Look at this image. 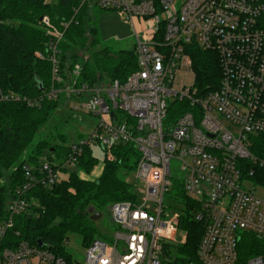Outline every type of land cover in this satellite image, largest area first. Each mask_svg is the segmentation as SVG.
Listing matches in <instances>:
<instances>
[{
    "label": "built area",
    "instance_id": "built-area-1",
    "mask_svg": "<svg viewBox=\"0 0 264 264\" xmlns=\"http://www.w3.org/2000/svg\"><path fill=\"white\" fill-rule=\"evenodd\" d=\"M83 4L88 10L120 11L132 23L138 69L123 82L115 79L104 86L77 85L76 80L65 89L53 85L37 99L0 86V102L24 99L38 107L44 97L58 99L64 93V101L81 100V108L99 117L87 138L69 145L66 158L52 161L43 155L38 167L23 166L26 180L11 189L6 214L0 209V264H264V256L242 259L239 251L245 232L264 239V197L256 193L264 186L258 184L264 181V158L251 151L254 137L264 136V0ZM41 22L56 36L53 81L61 82L56 47L64 32L48 16ZM193 43L219 56V87L204 94L188 51ZM74 70L78 77L81 65ZM119 143L131 144L140 154L132 173L143 184L142 198L112 202L108 212L115 227L85 246L84 262H68L43 246L6 237L17 216L40 206L30 196L35 184L54 187L77 167L84 145H99L111 161ZM172 159L184 172L175 181L184 182L185 194L195 203L192 219L204 225L197 258L185 263H176L188 238L179 226L183 205L172 194Z\"/></svg>",
    "mask_w": 264,
    "mask_h": 264
},
{
    "label": "trees",
    "instance_id": "trees-1",
    "mask_svg": "<svg viewBox=\"0 0 264 264\" xmlns=\"http://www.w3.org/2000/svg\"><path fill=\"white\" fill-rule=\"evenodd\" d=\"M81 3L82 0H0V86L4 91H13L22 98L37 99L50 91L53 85L65 89L76 80L77 85L87 82L93 86H104L115 79L123 82L138 69L134 49L115 52L109 47L97 48L101 44L98 28L91 26L87 16L88 5ZM43 16H48L51 23L64 32L56 47L61 82L53 81L51 46L57 41L55 34L41 22ZM65 22L69 23L67 28L63 27ZM188 51L200 92L204 94L217 89L221 75L218 53L202 51L194 43L188 47ZM37 52L44 57L37 56ZM85 52H92L94 61ZM77 64L82 69L78 77L74 75ZM64 96L63 93L52 100L44 97L38 107H30L24 99L0 102V179L4 175L3 170L16 168L8 175L7 182L0 186L3 215L6 214L11 189L26 180L25 164L38 167L43 155L52 161L67 157L70 149L69 145L62 143L63 135L58 136L60 140L56 143L45 137L27 153L38 131L64 102ZM251 151L264 158V136L254 137ZM112 152L115 159L105 160L101 164L102 171L95 181L80 176L82 172H93L100 164L93 154V148L84 145L77 167L68 171L54 187L35 184L30 196H34L40 206H34L17 216L14 227L6 237L15 241L28 240L64 256L70 262L66 245L71 235L79 236L83 246L90 245L99 235L92 216L103 213L112 202L136 199L127 177L136 169L140 154L128 143L115 145ZM172 194L178 196L183 205L179 226L187 231L188 238L180 246L176 263H185L197 258L204 225L192 219L191 211L195 203L185 194L184 182L175 181ZM90 208L95 213H91ZM17 230L20 236L14 232ZM239 251L242 259L264 256V239L245 232Z\"/></svg>",
    "mask_w": 264,
    "mask_h": 264
},
{
    "label": "rangeland",
    "instance_id": "rangeland-1",
    "mask_svg": "<svg viewBox=\"0 0 264 264\" xmlns=\"http://www.w3.org/2000/svg\"><path fill=\"white\" fill-rule=\"evenodd\" d=\"M54 1V0H48ZM87 16L91 20V26H96L99 31L101 44L97 48H110L111 51H120L122 49H133L136 43L134 37V27L130 21H126L120 11L117 10H103L97 6H92L88 10ZM92 52H85L87 57L94 61ZM96 69V68H95ZM101 73L100 69H97ZM81 100L74 98H66V101L62 102L59 108L53 112L52 117L49 122L46 123L36 134L33 143L27 150V153L36 146L39 140L47 137L50 142L56 143L60 140L58 136L63 135V144L70 145L72 143L79 142L82 138H87L88 135L94 130L95 124L99 120V117L86 112L81 108ZM61 142V141H60ZM93 154L101 161H105V153L99 145L94 146ZM171 172L172 179L175 181L177 178H183L184 172H182L180 167V162L176 159L171 161ZM12 171H16V168L12 167L10 170H3L4 175L0 179V186L4 185L8 180V175ZM102 169L101 164L97 165L91 173L82 172L80 176L91 181L97 180ZM67 177V176H66ZM127 181L132 185V192L139 198H142L141 188H143L142 182L136 179L134 173H131L127 177ZM259 183H264L258 181ZM256 193L264 197V186H259L256 188ZM103 211L102 216L95 221V226L99 230L100 236L104 232H109L115 226L113 220L108 212V207ZM184 237V234H181ZM70 243L66 245V254L71 256L72 259H76L79 262H84L85 260V246H83L82 241L79 236L71 235Z\"/></svg>",
    "mask_w": 264,
    "mask_h": 264
},
{
    "label": "water",
    "instance_id": "water-1",
    "mask_svg": "<svg viewBox=\"0 0 264 264\" xmlns=\"http://www.w3.org/2000/svg\"><path fill=\"white\" fill-rule=\"evenodd\" d=\"M112 118H114V115H112ZM89 211H90L91 213H95L94 210H93L92 208H90ZM101 216H102V212H98V213L94 214V215L92 216V218H93V220H98V218H100ZM67 241H69V239H68ZM42 243H43V242H42Z\"/></svg>",
    "mask_w": 264,
    "mask_h": 264
}]
</instances>
